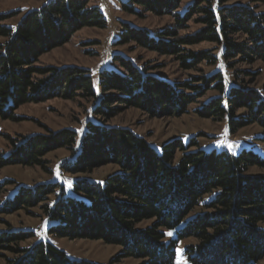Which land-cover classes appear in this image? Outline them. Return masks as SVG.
I'll list each match as a JSON object with an SVG mask.
<instances>
[{"label":"trees","instance_id":"1","mask_svg":"<svg viewBox=\"0 0 264 264\" xmlns=\"http://www.w3.org/2000/svg\"><path fill=\"white\" fill-rule=\"evenodd\" d=\"M228 1L193 0L180 8L183 0H122L123 10L130 14L169 15L173 23L150 30L122 22L114 42L172 56L185 70L203 62L216 63L219 56L212 51L189 47L215 43L221 47L228 78L218 70L170 82L115 54L120 70L102 69L98 89L89 68L38 64L43 54L68 43L78 31L106 27L107 19L91 0H49L28 10L13 28L5 22L16 12L0 13V36L6 38L0 44V117L19 121L23 118L16 110L21 105L83 97L92 101L91 112L98 118L86 121L80 140L78 131L70 127L17 137L0 131L9 146L6 154L0 152V170L14 165L47 169V155L61 148L71 152L61 163L67 173H86L106 164L118 167L102 181L73 179L76 196L68 195L59 181L20 185L12 197L0 198V216L21 210L32 214L33 207L41 205L48 218V234L118 245L123 249L118 258L141 259L140 264H172L179 243L189 238L196 240L184 247L192 264H260L264 259V174L247 171L251 166L264 167V150L263 154L252 148L239 154L226 149L206 151L193 136L188 143L171 139L159 152L131 128L107 123L117 115L112 108L117 102L181 115L216 90L219 94L196 113L226 120L232 133L257 124L258 139L264 145V86L251 85L261 69L239 67L240 63H264V12L254 0L226 5ZM191 21L200 27L181 34ZM241 109L243 113L238 114ZM177 151L181 152L178 159ZM14 183L0 180V196ZM53 194H57L53 202L46 203ZM0 222L7 225L0 230V257L5 264L115 261L72 259L45 239L24 245L34 231L15 229L1 218Z\"/></svg>","mask_w":264,"mask_h":264},{"label":"rangeland","instance_id":"2","mask_svg":"<svg viewBox=\"0 0 264 264\" xmlns=\"http://www.w3.org/2000/svg\"><path fill=\"white\" fill-rule=\"evenodd\" d=\"M49 0H0V13L16 12L15 17L5 22L7 25L15 27L19 20L28 10L38 8ZM122 0H91V5H97L107 19L105 28H84L78 31L71 40L51 51L43 54L38 64L43 66H78L89 68L94 80L95 88L98 89L99 72L104 68L120 70L114 62L115 54H122L132 59L137 65L144 66L149 73L166 79L170 82H180L198 77L203 74H212L218 70L222 71L228 78L230 72L220 58L221 47L215 43L202 42L189 46L194 51L208 50L219 56L216 63L203 62L195 69H182L179 60L169 55H160L157 52L149 51L134 43L127 45H114L122 31V22H129L134 26L145 27L150 30L162 29L173 23V18L169 15L155 16L147 14L139 17L123 10ZM193 0H183L180 8L185 7ZM252 0H229L226 5L244 4ZM258 10L264 12V2L254 0ZM200 26L191 21L187 29L181 30V34L196 31ZM6 41L0 36V44ZM218 47V48H216ZM239 67L250 71L261 69V74L251 85L262 88L264 86V63L257 61L253 64L240 63ZM219 94L216 90H210L196 103L189 105L186 113L181 115L169 114L165 111L149 112L135 107H126L124 103L117 102L112 107L117 111V115L107 121L110 125L129 127L138 135L148 139L153 148L162 150L164 143L174 138H181L185 143L190 142L193 136H197L199 146L206 151L211 149H226L233 154H239L244 148H252L254 151L263 154L264 145L258 139L261 128L257 124H252L238 129L232 133L226 120H216L213 118H201L196 109L203 103ZM92 101L83 97L75 99H63L55 97L40 103H27L21 105L16 114L23 119L19 121L5 120L0 117V131L13 136H27L36 133H46L48 130L57 131L66 127L74 128L78 131V140L81 139L87 127L88 120H96L92 112ZM243 113L239 110L238 114ZM7 140L0 136V152L8 151ZM192 147L190 150H195ZM181 156L177 151L176 158ZM71 157V152L66 148L57 149L47 155V169L41 167L7 166L0 170V180L12 179L14 184L6 188L0 198L12 197L20 185H35L42 182L59 181L65 185L68 195L76 196L74 192L73 179L76 177H88L93 180L102 181L105 176L114 172L118 167L115 164H106L95 167L92 171L79 174H71L61 169V163ZM247 174L262 175L264 167L251 166ZM57 194L49 197L46 203H52ZM199 208L195 209L197 211ZM32 214L19 211L9 215L0 216L15 229L32 230L34 236L24 242V245L35 244L39 239H45L55 244L59 249L64 250L72 259L86 258L98 263L113 264H140L141 259L130 257L118 258L122 253L121 246L106 244L101 240L91 239H68L50 235L47 232L48 218L43 208L33 207ZM195 211L193 213H195ZM7 228L5 223L0 222V230ZM194 239H186L179 243L177 247L176 259L172 264H192L184 253L186 244L194 243ZM5 254L8 255L7 252ZM0 264H5L0 257ZM264 264V259L260 262Z\"/></svg>","mask_w":264,"mask_h":264},{"label":"snow or ice","instance_id":"3","mask_svg":"<svg viewBox=\"0 0 264 264\" xmlns=\"http://www.w3.org/2000/svg\"><path fill=\"white\" fill-rule=\"evenodd\" d=\"M169 235H171V233H169Z\"/></svg>","mask_w":264,"mask_h":264}]
</instances>
